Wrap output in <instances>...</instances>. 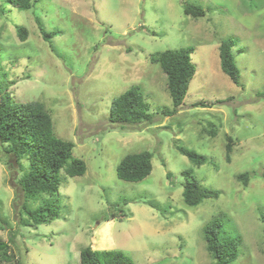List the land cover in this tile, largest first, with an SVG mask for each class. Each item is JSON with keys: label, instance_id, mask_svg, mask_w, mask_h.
<instances>
[{"label": "rangeland", "instance_id": "1", "mask_svg": "<svg viewBox=\"0 0 264 264\" xmlns=\"http://www.w3.org/2000/svg\"><path fill=\"white\" fill-rule=\"evenodd\" d=\"M34 4L22 10L0 0V83L14 102L42 103L54 135L73 142L72 156L86 169L76 176L61 169L58 217L27 227L19 223L25 199L16 183L26 162L18 173L14 157L0 160V241L14 255L3 264H80L86 246L121 250L134 264H216L202 230L213 218H221L225 237L239 241L230 264H264V0ZM185 6L204 14L193 17ZM36 16L53 32L50 42ZM18 26L27 29L24 41ZM227 37L234 40L238 83L220 68L219 45ZM187 46L195 73L181 106L164 116L161 109L172 108L167 78L150 58ZM132 85L151 121L110 123L112 100ZM176 144L206 156L205 163L195 165ZM144 150L152 152L149 175L119 179V161ZM185 170L218 196L186 205ZM242 172L249 173L246 186L236 177Z\"/></svg>", "mask_w": 264, "mask_h": 264}, {"label": "trees", "instance_id": "2", "mask_svg": "<svg viewBox=\"0 0 264 264\" xmlns=\"http://www.w3.org/2000/svg\"><path fill=\"white\" fill-rule=\"evenodd\" d=\"M7 2L22 10L34 7L36 0H7ZM184 13L197 17L204 14L200 8L185 6ZM42 39L50 42L53 32L44 29L38 16L35 18ZM16 33L19 40L28 37L27 29L18 26ZM234 40L230 37L223 39L219 45V59L221 70L234 82L238 83L240 72L236 66L231 48ZM193 47L166 49L150 60L158 62L166 74L167 89L172 101V108L161 109L164 116L174 114L183 103L190 79L195 73V65L191 58ZM0 83V151L1 158L14 157L21 172L20 165L26 162V171L17 179L24 201L21 205L19 223L22 226L36 227L55 220L58 217V203L56 194L60 182V170L69 176L82 175L86 166L83 160L72 156L73 142L62 140L53 133L52 120L43 104L34 102H14ZM151 114L143 101L138 85H132L110 105L108 120L110 123L124 126L139 122H150ZM211 132V131H210ZM213 133V132H211ZM177 150L188 157L195 165L205 163L207 157L176 144ZM226 160L229 161L231 140L227 137L225 145ZM152 152L144 150L126 154L116 166V176L125 181H140L152 169ZM8 165H11L8 162ZM12 166V165H11ZM183 201L188 206H197L204 197L218 196V191L201 186L192 176L190 170L183 171ZM170 176L169 173L166 174ZM237 179L244 186L249 179L248 172L237 174ZM41 198L42 203L30 207L28 200ZM221 218H213L202 227L206 241V249L216 264H230L237 257L239 241L234 237H225L222 230ZM14 255L9 250L7 242L0 241V264L10 262ZM80 264H134L132 258L118 249H92L86 246L79 251Z\"/></svg>", "mask_w": 264, "mask_h": 264}]
</instances>
